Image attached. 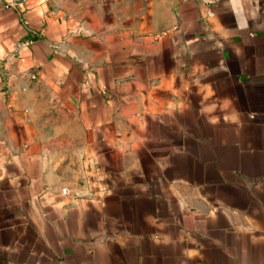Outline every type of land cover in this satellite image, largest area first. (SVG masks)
Returning <instances> with one entry per match:
<instances>
[{"label":"crops","instance_id":"1","mask_svg":"<svg viewBox=\"0 0 264 264\" xmlns=\"http://www.w3.org/2000/svg\"><path fill=\"white\" fill-rule=\"evenodd\" d=\"M0 264H264V0H0Z\"/></svg>","mask_w":264,"mask_h":264}]
</instances>
